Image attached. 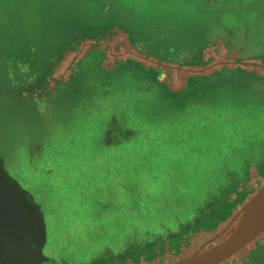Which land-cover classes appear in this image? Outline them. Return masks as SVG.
Returning <instances> with one entry per match:
<instances>
[{"label":"rangeland","instance_id":"374dc122","mask_svg":"<svg viewBox=\"0 0 264 264\" xmlns=\"http://www.w3.org/2000/svg\"><path fill=\"white\" fill-rule=\"evenodd\" d=\"M19 1L0 0V175L41 218L31 264H169L227 238L264 184V77L233 69L214 40L229 36L236 54L264 64V0H116L120 13L111 0ZM100 15L164 60L208 47L163 73L127 56L102 66L86 51L78 71L34 79L56 91L45 103L29 100L23 69L59 71L57 57L67 45L75 55L74 36L94 34ZM6 187L0 264H27L2 236L27 222ZM262 246L264 233L221 264H264Z\"/></svg>","mask_w":264,"mask_h":264},{"label":"crops","instance_id":"0c3cea01","mask_svg":"<svg viewBox=\"0 0 264 264\" xmlns=\"http://www.w3.org/2000/svg\"><path fill=\"white\" fill-rule=\"evenodd\" d=\"M227 1V0H226ZM18 2H22L17 0ZM116 0H111V5L114 6L115 10H117L119 13L121 12L120 9L115 5ZM24 4H27L24 2ZM117 8V9H116ZM119 13H113L111 17H115V15H118ZM101 15L98 17L99 23L97 24L96 27V32L94 34H90L89 36H86L84 39L81 36H78L75 38L74 36V41H75V46L79 48V51L76 52L75 55H71L70 52L71 50V45H67L64 49V52L61 56L57 57L55 60V63L57 62L60 64L58 70L56 73H49L48 75L45 74V71L49 70L51 67L49 65V69L45 70V66H40L36 65L33 70H25V72L28 71L29 78L33 79L31 81H28L27 84L30 88H32V91L28 93L27 98L33 102L36 103H45V101L48 99L47 94H53L56 91H51V90H45L42 91L41 89L45 87H41V83L38 80H34L37 78H43L44 82L43 83H49L52 82L54 83L53 79H56L58 77H61V75L64 73L65 70L68 68L71 70L78 69L81 64V62L85 61L84 57L86 55V51L90 50H96L99 52L98 58H95V61H98L101 63L102 66H107L110 67L111 65H114L116 62H119L118 59L122 57L130 58V60L135 59L144 68H151L153 71H161V73L165 72V68L161 69L162 66L164 65H172V66H178L182 67L184 65H187L191 63L193 60H196L200 58L201 56L203 57L205 54V51L208 46L206 47H200L195 49L193 52H180L179 54H176L174 60H164L162 58H159L155 55H152L149 50L142 46H138L137 43L134 45L130 39L128 38V30L124 26H119L116 25L115 22L119 17L116 18H108L107 20H100ZM106 19V17H104ZM17 22H25L26 17H19L15 19ZM50 29V28H49ZM229 37V36H228ZM227 36H217L215 37L214 44H219V43H224L227 45V53H226V61L229 64H235L236 67L233 69H243L246 72H258L262 77H264V64L258 57H243L241 55L236 54L234 51L236 50L234 44H231V37L228 38ZM113 39L115 41L114 43H111L109 40ZM41 59H38L40 61ZM80 63L78 64V62ZM17 61L24 63L22 60L17 59ZM47 61V60H45ZM147 61H150L152 64L150 67H147L145 63ZM205 61L208 62V59ZM254 61V62H253ZM259 61V62H256ZM41 62H44V60H41ZM50 62V60H49ZM53 62V60H52ZM18 63V62H17ZM78 66V68H76ZM250 66V67H249ZM40 67V68H39ZM251 70H248L251 68ZM262 68V69H261ZM19 69V67H17ZM257 69V71H256ZM261 70V71H260ZM19 71V70H16ZM50 71V70H49ZM13 72V71H12ZM31 72V73H29ZM51 72V71H50ZM31 74V75H30ZM17 75V74H16ZM255 75V74H254ZM18 76V75H17ZM256 77H259L258 75H255ZM60 79V78H59Z\"/></svg>","mask_w":264,"mask_h":264},{"label":"water","instance_id":"95a60500","mask_svg":"<svg viewBox=\"0 0 264 264\" xmlns=\"http://www.w3.org/2000/svg\"><path fill=\"white\" fill-rule=\"evenodd\" d=\"M254 201L258 202V210L252 213L250 206ZM262 233H264V184L248 203L244 219L227 238L210 248L169 264H221L250 245Z\"/></svg>","mask_w":264,"mask_h":264},{"label":"flooded vegetation","instance_id":"af4514ba","mask_svg":"<svg viewBox=\"0 0 264 264\" xmlns=\"http://www.w3.org/2000/svg\"><path fill=\"white\" fill-rule=\"evenodd\" d=\"M1 176L2 175H0V181H1ZM21 189H22V187H21ZM5 192H6L5 193L6 194V200L8 199L13 205H19L20 207L24 208L25 215L27 216V222H24L23 226L20 227V228L17 225H15V224H11V228H8V230L6 232L2 230V234H3L2 236H4L5 233H7L6 237H11V238L6 239L7 240L5 242L6 245L8 247H13L15 244L18 245L19 246L18 250L21 251V253H22L19 259H22V260H25V261L28 260L27 264H31V262L28 259L29 257H27L26 255H28L30 253L31 256H33L35 251L39 248V244H38L37 241L41 240L40 237L42 235V230H41L42 229V225H41V222H40L41 218L39 216V213L37 211L36 206L30 201V199L27 197V195H25L23 193L22 190L21 191L18 190L19 196H18L17 200L19 201V199H22V201L20 200L21 202L19 201L18 203H13V201H15V199H13V200L11 199V197L9 196V192H8V188L7 187H6ZM20 196L22 198H19ZM24 203H26L28 205H25ZM4 229H6V227ZM20 230H23V231L31 230V232L29 233L27 231V234L25 235V239L20 241L17 238V236L19 234L23 233ZM32 236H34V238H30ZM36 237H38V239ZM2 240H5V239H2ZM39 243H41V241H39ZM40 246L43 247V244H40ZM42 247L39 248V250L43 251L44 248H42ZM17 260H18V258H17Z\"/></svg>","mask_w":264,"mask_h":264},{"label":"trees","instance_id":"16d2710c","mask_svg":"<svg viewBox=\"0 0 264 264\" xmlns=\"http://www.w3.org/2000/svg\"><path fill=\"white\" fill-rule=\"evenodd\" d=\"M130 63H132L131 61H130ZM56 64H58L57 62L55 63V65L54 66H52V68L54 69V67H56ZM79 64V63H78ZM60 65V64H59ZM79 66H81V64H79ZM142 66V65H141ZM138 69V68H137ZM77 71H78V69H77ZM152 72H156V71H153V70H151ZM54 71H52V73H53ZM77 75L76 74H73V75H69L68 76V78H67V81H64V83H66V84H69V86L70 87H72L73 85H75V82L76 81H78V82H81L80 80H77L78 79V77H76ZM158 77V76H157ZM61 79V78H60ZM155 80H157V78L155 77ZM164 83V82H163ZM162 84V83H161ZM61 85V83H59V84H57L56 86L58 87V92L59 93H62V91H63V89H65V87H63L62 85H63V83H62V85ZM164 86H165V84H164ZM186 86V85H185ZM56 87V88H57ZM62 87H63V89H62ZM62 89V90H61ZM168 91H169V89H167ZM1 182L5 185V186H7V188H8V192H9V196L11 197V199L13 200V199H15V201H13V203H18L20 200L22 201V199H19V201L17 200L18 199V196H19V192H18V190L14 187V185L13 184H11L9 181H7V179H6V177L5 176H1ZM19 198H22L21 196L19 197ZM20 201V202H21ZM24 202V201H23ZM25 205H28V204H26V203H24ZM208 221H206V219L205 220H201V223H200V225L199 226H195V228L194 229H191V231H196V230H199L200 229V227L201 226H204L205 225V222H211V218H208L207 219ZM206 229H208V227H205ZM188 230H190V229H188ZM262 250L264 251V246H262ZM254 253V252H253ZM254 254H258V252L257 253H254ZM261 254H263L262 252H261Z\"/></svg>","mask_w":264,"mask_h":264},{"label":"bare ground","instance_id":"6f19581e","mask_svg":"<svg viewBox=\"0 0 264 264\" xmlns=\"http://www.w3.org/2000/svg\"><path fill=\"white\" fill-rule=\"evenodd\" d=\"M258 210V202L254 201L253 204L250 206V212L255 213Z\"/></svg>","mask_w":264,"mask_h":264}]
</instances>
